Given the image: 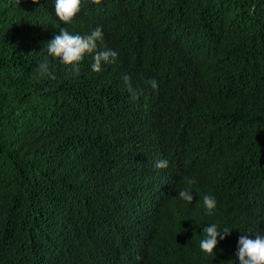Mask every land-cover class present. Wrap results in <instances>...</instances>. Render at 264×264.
Wrapping results in <instances>:
<instances>
[{
  "label": "trees",
  "instance_id": "16d2710c",
  "mask_svg": "<svg viewBox=\"0 0 264 264\" xmlns=\"http://www.w3.org/2000/svg\"><path fill=\"white\" fill-rule=\"evenodd\" d=\"M54 3L0 0V264H239L264 236V0H104L86 25ZM44 20L118 58L75 73Z\"/></svg>",
  "mask_w": 264,
  "mask_h": 264
},
{
  "label": "clouds",
  "instance_id": "9594fccd",
  "mask_svg": "<svg viewBox=\"0 0 264 264\" xmlns=\"http://www.w3.org/2000/svg\"><path fill=\"white\" fill-rule=\"evenodd\" d=\"M104 0H55L54 5L51 7L55 15L61 22V24H71L73 21L76 23L81 22L87 24L91 19L93 9L91 5H101ZM33 3H39V0H32ZM49 32L45 36L44 40H50L47 43V53L52 59H59L60 62L70 68L78 74L79 64L83 61L85 55H93V63L88 60H84L87 64L91 65L93 72L102 71V64L114 63L118 58V53L111 49H105L103 51H97V42L102 41L103 31L101 27H96L87 35H72L67 30L68 27L62 26L57 23L56 26L52 25L48 21H43ZM61 26V27H58ZM67 29H64V28ZM73 31V30H71ZM56 35L53 37V35ZM38 75L40 77L51 75L49 71V64L47 59L38 66ZM54 78V76H52ZM124 84L127 92L130 94L131 100L138 99L137 92L131 86V78L125 76ZM148 83L155 90L158 88V82L155 79L149 80ZM155 168L164 169L168 167L166 160H158L155 163ZM171 171L166 173V176L171 175ZM186 179V183L191 184L190 179ZM161 193L164 191L161 189ZM180 199L192 203L193 195L189 190H180L178 192ZM160 194V195H162ZM203 206L205 214L211 216L213 210L216 208V200L211 195H205L203 197ZM205 233V237L200 241L199 247L202 252L212 255L214 249L219 240H224L227 235L230 234L228 228L218 230L216 224H211L202 229ZM239 264H264V236L255 235V239H249L247 235H241L238 240V251L236 253Z\"/></svg>",
  "mask_w": 264,
  "mask_h": 264
}]
</instances>
